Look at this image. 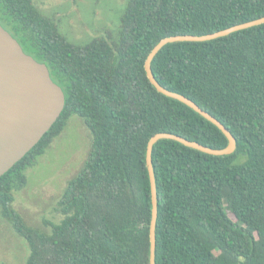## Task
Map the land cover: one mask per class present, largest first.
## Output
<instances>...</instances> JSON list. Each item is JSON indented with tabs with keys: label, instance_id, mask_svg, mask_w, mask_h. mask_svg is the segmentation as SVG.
Returning a JSON list of instances; mask_svg holds the SVG:
<instances>
[{
	"label": "trees",
	"instance_id": "trees-1",
	"mask_svg": "<svg viewBox=\"0 0 264 264\" xmlns=\"http://www.w3.org/2000/svg\"><path fill=\"white\" fill-rule=\"evenodd\" d=\"M35 0H0L1 23L64 90L61 115L0 177V213L28 243L26 264H151L148 143L160 132L226 148L207 117L151 83L145 63L166 37L204 35L264 17V0H129L116 34L75 43ZM159 83L193 100L236 138L227 155L173 138L155 143L156 264H264V23L206 41L165 44ZM79 115L92 148L58 200L50 230L15 206L27 171Z\"/></svg>",
	"mask_w": 264,
	"mask_h": 264
},
{
	"label": "water",
	"instance_id": "water-1",
	"mask_svg": "<svg viewBox=\"0 0 264 264\" xmlns=\"http://www.w3.org/2000/svg\"><path fill=\"white\" fill-rule=\"evenodd\" d=\"M262 23H264V17L204 35L166 37L148 55L145 69L156 89L177 98V100L186 103L210 119L229 140L226 148L214 149L198 141H191L170 132L157 133L150 139L146 161L151 180L153 203L150 232L151 264H156L155 232L158 217V191L152 163L155 143L163 138H173L187 146L213 155L231 154L237 147L236 138L214 115L204 110L193 100L178 94V92L170 91L159 83L152 70V60L158 51L169 42L206 41ZM65 105V92L53 80L47 64L37 61L25 52L19 40L0 23V177L36 146L61 115Z\"/></svg>",
	"mask_w": 264,
	"mask_h": 264
},
{
	"label": "rangeland",
	"instance_id": "rangeland-1",
	"mask_svg": "<svg viewBox=\"0 0 264 264\" xmlns=\"http://www.w3.org/2000/svg\"><path fill=\"white\" fill-rule=\"evenodd\" d=\"M45 13L58 16L61 30L75 43L90 41L94 36L116 34L129 0H35ZM0 23H4L0 13ZM93 137L79 115L70 117L37 164L27 171L26 188L15 191V208L27 222L50 230L49 222H60L57 209L61 192L78 174L92 148ZM12 224L0 213V264H26L30 249Z\"/></svg>",
	"mask_w": 264,
	"mask_h": 264
}]
</instances>
